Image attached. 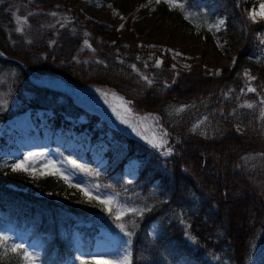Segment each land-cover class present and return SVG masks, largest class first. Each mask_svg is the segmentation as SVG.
<instances>
[{"label": "trees", "instance_id": "obj_1", "mask_svg": "<svg viewBox=\"0 0 264 264\" xmlns=\"http://www.w3.org/2000/svg\"><path fill=\"white\" fill-rule=\"evenodd\" d=\"M183 3L201 28L226 21L215 34L223 51L234 55L232 66L218 74L199 61L186 70L173 68L168 57L157 67L128 23L120 32L116 22L89 18L79 0H0V48L6 54L32 70L57 71L115 90L131 102L135 114L158 119V125L144 121V128L153 126L146 131L149 139L154 133L159 139L166 131L171 155L109 126L71 97L33 84L20 64L3 58L0 66H18L22 87L33 95L23 98L27 103L18 110L0 114V121L27 109L35 116L39 109H50L53 130L75 128L91 134L106 161L95 163L90 152L85 161H78L89 169L85 173L89 190L113 197L125 207L145 210L142 216L127 215L122 221L134 233L127 247L132 264H264L252 258L255 244L264 239V119L260 116L264 20L253 23L248 18L257 0ZM17 7L29 19L30 40L19 35L22 39L11 44L6 25ZM167 11L164 8L162 15ZM52 12L65 18L53 25ZM246 70L257 78L251 81L256 93L246 91ZM142 75L153 83L147 84ZM22 94L18 88V97ZM247 103L254 107H241ZM82 116L85 122L78 121ZM205 117L207 121L194 131ZM3 160L0 153V166ZM133 161L139 163L138 175L129 180L125 168ZM83 197L79 190L65 198L38 195L0 179V224L12 226L18 234L31 232L39 244V264H79L75 232L82 235L84 257L90 259L95 236L103 227L112 229L106 220L113 218L98 202ZM0 256V264H22L19 254L0 252Z\"/></svg>", "mask_w": 264, "mask_h": 264}, {"label": "rangeland", "instance_id": "obj_2", "mask_svg": "<svg viewBox=\"0 0 264 264\" xmlns=\"http://www.w3.org/2000/svg\"><path fill=\"white\" fill-rule=\"evenodd\" d=\"M79 1L82 11L89 18L106 24H113L116 22L120 32L124 30L125 25L128 23L133 33L141 40L140 43L148 51L151 58L155 60V64L157 58L164 63L169 57L172 66L175 65V68L188 70L194 63L202 61L205 66L218 74L221 73L226 66L233 65L235 57L233 54L223 51L222 43L215 34V27H213L211 31L201 28L192 19H185L184 15H181L177 10H173L170 5L164 3V0H161L159 4H157L155 0ZM257 1L258 4L251 10L254 8L258 10L260 0ZM180 2L183 3V0H180ZM164 8H167L168 11L167 14L163 16L162 11ZM121 17H123V19H121ZM52 18L54 25L57 21H62L65 16L57 14ZM121 25H123V28L120 27ZM29 26V19L21 7H17L13 10L12 21L9 25H6L7 37L10 43L16 44L17 41L15 38H21L20 36L30 40L28 35ZM18 27H23V31H17L16 29ZM207 32L210 33V40ZM167 49H172L173 51L168 52L166 51ZM177 52L182 55L175 56ZM185 64L191 65V67L185 68ZM33 72H35V70ZM19 74L20 69L16 65H8L7 67L0 66V114L18 110L27 103L23 98L33 95L32 91L22 87V80ZM35 77L38 78L36 74ZM18 88L23 92L21 97H18ZM102 88L117 93L107 86ZM88 100L93 106L103 110L105 116L112 121L117 124H122L127 129L133 131L132 127L121 123L113 113L112 107L108 106L103 97L94 95ZM89 108L95 111L93 107ZM96 111L100 114V111ZM51 113V110L41 109L36 116H32L30 112L27 111L21 116L25 121L24 127L17 126L21 117H13L5 123L0 122V152L4 158L0 166V179L13 188L31 191L38 195L54 194L58 198H64L79 189L69 186L63 180L55 176H41L39 174L32 176L26 172H14L11 169V165L22 160L27 153L44 152L48 160L55 161L57 166L65 170V174L71 177L72 184L88 188V184L85 182L86 172L73 168L68 162L76 161L77 164L82 165L78 163V161L85 160L86 153L90 150L93 159L99 164H102L104 162L103 152L99 146H93V144H91L90 134L86 132L79 133L76 129L53 131L47 124L48 116ZM103 118L107 119L106 117ZM11 120L13 126H11ZM80 120H85V118L82 117ZM148 121L152 124L151 120ZM133 123L137 124L139 132L143 133L145 129L144 135H147V129L153 128L151 124L144 128V121L141 122L138 118L133 121ZM139 136L142 135L139 134ZM138 164V161H134L131 165L126 167V175L128 177L135 175ZM85 168L88 169V167ZM93 194L99 195L102 198L106 197L104 193ZM83 199L89 202L85 196ZM117 210V207L113 210V220H106L107 225L114 230L109 228L101 229V232L95 238L90 255L91 258L95 256L102 260L115 259L117 255L131 252L127 247L130 245L132 236H127L115 223L114 213ZM30 235V232L18 234L10 225L2 227L0 224V236L8 237V243L24 244L29 251L39 256L40 261L41 255L38 250V241L32 240V236ZM76 239L78 248L80 249L78 257H80L84 255L81 235L76 234ZM252 258L255 262L264 260V239L255 244ZM185 263L184 261H180L175 264ZM69 264L78 263L71 262ZM167 264H171V262L168 261Z\"/></svg>", "mask_w": 264, "mask_h": 264}, {"label": "snow or ice", "instance_id": "obj_3", "mask_svg": "<svg viewBox=\"0 0 264 264\" xmlns=\"http://www.w3.org/2000/svg\"><path fill=\"white\" fill-rule=\"evenodd\" d=\"M157 4L161 2V0H155ZM164 3L171 6L173 10H180L181 12L185 13V19H190V14L186 12L185 4L180 2V0H164ZM52 16H56V12L50 13ZM248 18L253 23H257L259 20H264V0H260L258 10L254 8L248 13ZM123 19V17H121ZM26 23V18H25ZM226 24V21L224 19H219L214 25H208V30L211 31L213 27H215L216 31H220L221 27ZM63 26V25H62ZM123 28V25L120 26ZM17 31H23V27H18L16 29ZM262 42H264V38H262ZM85 45L89 48H91V44L88 43V41L84 42ZM94 51V49H93ZM166 51L172 52V49H167ZM182 54L177 52L175 53V56H181ZM175 58V57H174ZM163 63L162 60L157 58L156 60V66L159 67ZM233 63H235V58L233 60ZM185 68H190L191 65L185 64ZM133 68L135 69V65H133ZM173 68H175V65H173ZM136 71H139V69H136ZM245 77L249 81V84L246 86V91L248 93H256L257 88L253 87L251 85V81H255L257 78L256 76L252 75L249 71H245L244 73ZM142 79L146 81L147 84L151 85L153 83V80L150 79L147 75H142ZM244 91V90H242ZM105 99L106 102H108L107 98L111 96L113 101H116V103L112 106L113 113L117 116V118L121 121V123L128 125L133 128L134 131H138L139 134L142 135V137L155 149H162L164 151V155L168 156L173 153V149L169 146L168 140H167V132H163L159 139L156 138L155 133L153 134V137L149 139L147 135H144L142 132H139V128L137 124L133 123L132 119L130 117H133L135 114L133 113V108L131 106V102L126 100L123 96H120L118 93L112 92H102L101 93ZM260 104L264 105V96L260 97ZM188 106H181L178 111L183 112ZM241 107H247V108H253V103H247L242 104ZM260 116L262 119H264V107L260 108ZM138 119L143 121H148L149 119L153 120L155 124L158 125V119L154 115H145L143 117H138ZM207 117H205L203 120L199 121L194 125L193 130L199 129L202 124H204L207 121ZM236 130L239 132L240 127L239 125L236 126ZM261 155H264L262 153ZM73 168H76L83 172H89V169L85 168L83 165L77 164L76 161H69L68 162ZM39 165V166H38ZM11 169L14 172H26L29 175L35 176L37 174L41 176H55L63 180L65 183H67L71 187L78 188L79 191L89 200V201H96L99 205L103 206V210L107 213L113 214V205L117 206V211L114 213V218L116 221L120 222L118 224L121 231L125 232V234L129 237L133 236L134 233L131 231H127L126 224L122 221L124 220V217L129 214H135L142 216L144 214V209H138L136 207H125L119 202L113 198V197H101L99 195H94L91 190H89L86 187H80L79 185L72 184L71 183V177L69 175L65 174V170H62L61 167L57 166L55 161H51L47 159L46 153L44 152H29L25 155V157L15 162L11 165ZM131 181H129L130 183ZM96 188H99V185L95 186ZM150 210V209H148ZM9 238L0 236V252H2L4 255H7L9 252L14 254H19L21 257L22 264H38L39 256L29 251L28 248L25 247L24 244H16V243H8ZM3 257L0 256V259ZM79 264H132V256L131 252H125L122 255H117L115 259H98L97 257L93 256L92 258L88 259L84 256L78 257Z\"/></svg>", "mask_w": 264, "mask_h": 264}, {"label": "bare ground", "instance_id": "obj_4", "mask_svg": "<svg viewBox=\"0 0 264 264\" xmlns=\"http://www.w3.org/2000/svg\"><path fill=\"white\" fill-rule=\"evenodd\" d=\"M15 59H18V58H15ZM34 80L38 83H41V84H44L47 86H51V87L56 88V89L57 88L63 89V90L69 92L70 94L74 95L75 97H77L81 100L89 99L94 95H100L106 101L105 97L101 93L102 92H107V93L113 92L111 90H104L103 88H101L99 86L82 85L79 82H77L71 78L58 76V75L54 76L52 74L45 75V77H43V79H37L34 77ZM107 100H108L107 104L110 107H112V104L114 105L116 103V101L112 100L111 96H109L107 98ZM11 126H13V122L11 123ZM17 126L18 127H24L25 126V121H24L23 117L20 118ZM95 163L98 164V162H95ZM16 189H18V188H16ZM67 196H65V197H67Z\"/></svg>", "mask_w": 264, "mask_h": 264}, {"label": "water", "instance_id": "obj_5", "mask_svg": "<svg viewBox=\"0 0 264 264\" xmlns=\"http://www.w3.org/2000/svg\"><path fill=\"white\" fill-rule=\"evenodd\" d=\"M0 57H3V58H6V59H9L11 61H15V62H18L20 63L24 68H25V64L23 62H21L20 60H17L13 57H10L9 55L5 54L1 49H0ZM28 74L30 77H32V73L30 71H28ZM131 119H135V116L133 117H130ZM125 129V128H124ZM126 130V129H125ZM127 132H129L128 130H126Z\"/></svg>", "mask_w": 264, "mask_h": 264}]
</instances>
